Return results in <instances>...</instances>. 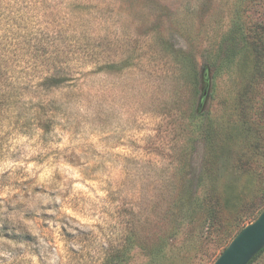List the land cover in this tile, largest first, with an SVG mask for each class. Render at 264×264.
<instances>
[{"label":"rangeland","instance_id":"374dc122","mask_svg":"<svg viewBox=\"0 0 264 264\" xmlns=\"http://www.w3.org/2000/svg\"><path fill=\"white\" fill-rule=\"evenodd\" d=\"M0 71V264H213L264 209V0H0Z\"/></svg>","mask_w":264,"mask_h":264},{"label":"trees","instance_id":"16d2710c","mask_svg":"<svg viewBox=\"0 0 264 264\" xmlns=\"http://www.w3.org/2000/svg\"><path fill=\"white\" fill-rule=\"evenodd\" d=\"M12 51H13L11 53V56L12 57H15L17 53L18 54H21L22 53L21 47H20V45L18 43H15V44L12 43ZM31 56H32V54H30V52H28V54L26 55V57H28V58H32ZM5 73L12 75L10 84L6 86L7 87L6 88L7 89V92L5 93L6 94V97H5V95H3L5 97V102H6V104L9 107V111H11V112H14V110H15L13 104L16 102V100L18 98H20L24 94V92H26V91L28 92V90H29V92L30 91L34 92V91H38L40 89L55 88V87H58L60 85L59 83L62 82V78H60L58 76H55V74L51 71V72H47V74H45L41 78V80H39V83L34 84V88H30L29 89V87H31V86H29L27 84V82L21 83V81L20 82H15L14 81L13 76L16 74V71H15V69L13 67H10V68L5 69ZM1 77H2V72L0 71V78ZM0 96H2V94ZM200 116H201V107L198 106L194 110L193 119L194 120H198L200 118ZM45 118L47 119V121H49V118L48 117H45ZM39 123H41V120H39ZM37 127L41 128L40 126H37ZM211 187L214 188V190H215V186L214 185L211 186ZM225 200L226 199L224 198V201H223L224 203L222 202L223 203V206H224V204H226ZM205 209H206L207 215L209 216V219H210V227H211V229H213L214 232H218L220 230V228H221L220 220L218 219V217L215 216L214 211L211 209L210 206H206ZM262 210H260V212ZM245 225L246 224L242 225V227H239L240 224H234V225H232L231 228H228V229L225 230L224 235H222L221 238H220V245L223 246L222 247L223 249L227 246V244L231 241V239ZM263 251L264 250H262L255 258H253L252 261L249 264L253 263L256 260V258L260 254L263 253ZM116 263L117 264H123V262L121 260L119 261V259H117V260H110L108 262V264H116Z\"/></svg>","mask_w":264,"mask_h":264},{"label":"water","instance_id":"95a60500","mask_svg":"<svg viewBox=\"0 0 264 264\" xmlns=\"http://www.w3.org/2000/svg\"><path fill=\"white\" fill-rule=\"evenodd\" d=\"M262 250H264V209L233 237L213 264H249Z\"/></svg>","mask_w":264,"mask_h":264}]
</instances>
